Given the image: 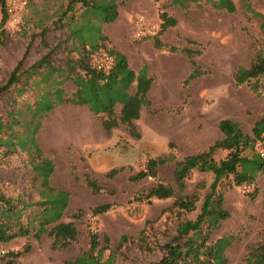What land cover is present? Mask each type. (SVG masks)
Segmentation results:
<instances>
[{
  "label": "rangeland",
  "instance_id": "rangeland-1",
  "mask_svg": "<svg viewBox=\"0 0 264 264\" xmlns=\"http://www.w3.org/2000/svg\"><path fill=\"white\" fill-rule=\"evenodd\" d=\"M138 1L143 0H124L121 4L130 12L133 29L130 32L128 28L112 31L111 24L103 25L112 39L106 35L108 39L101 42V46L118 51L119 47L123 48L130 66H149L154 83L149 95L150 105L142 107L136 121L141 133L139 139L131 138L122 124L110 133L95 129L90 135L85 134L77 121L90 113L85 107H73L70 103H56L51 111L43 114L38 109L43 89L35 88L23 79L17 84L24 86L22 95L16 93L14 86L11 91L0 90V116L5 122L9 112L18 115L19 122L14 125L18 134H34L41 150L40 157L48 159L53 166L52 185L69 192L68 206L60 220L74 223L78 230L77 240L59 249L52 247V237L48 234L40 240L29 235L0 243V264L7 252L18 250L24 244H30V250L14 264H60L88 247L89 231L93 229L98 232L101 244L103 236L107 235L111 249H115L121 235L136 236L146 221V236L153 251L143 250L137 243L127 241L118 251L114 264H148L159 259L163 253L162 244L176 233L177 218L166 210L173 199L152 198L149 201L144 198L134 200V197L143 196L157 181L173 185V162L158 167V179L148 177L135 182L129 180V175L142 168L147 158L172 151L177 159H181L207 149L209 143L220 137L217 123L221 118L239 122L242 130L252 135L254 122L264 114V76L241 85H236L232 79L237 66L247 67L257 52L264 54V27L260 17L248 10L249 5L264 13V0H233L236 10L231 13L215 8L209 0L189 1L184 7L173 4L172 0H144L148 3L140 5ZM74 7L79 10L77 4ZM158 9L167 11L177 20L175 26L159 35L167 45L161 47L155 46L153 38L158 30ZM1 15L0 11V21ZM22 15L23 11L18 22L7 18L4 27L0 23V30H4L3 34L0 32V86L7 82L18 63L21 70L33 72L31 78L41 83H50L53 77L56 80L64 78L68 65L82 71L78 62L82 54L73 50V43L66 38L64 14L59 13L61 17L53 20L52 28L45 34V43L41 30L47 27L44 24L28 26L23 23ZM138 18H142L139 23ZM139 27L143 31L137 37ZM169 45L176 49L169 50ZM48 52L50 64L57 70L52 75H48L45 66L41 71H31L32 64ZM191 60L203 73L185 81L193 69ZM69 80L67 77L63 82L66 84L64 97L69 96ZM49 97L54 99L53 95ZM48 102L50 99L41 101L45 105ZM169 143L174 146L169 148ZM225 153L218 150L215 158ZM40 164L33 148L22 151L15 146L8 150L0 145L1 192L11 198L26 194L29 200H37L30 178ZM111 169H118V172L107 177L106 173ZM86 177L98 183L99 192L91 190ZM212 179L211 172L193 171L186 181L187 193L195 190L197 182L205 184L204 188L198 189L201 196L198 208ZM254 187L257 192L251 199L246 193L252 192ZM104 202L112 204L110 210L91 215V208ZM224 207L229 217L212 231L211 240L233 234L235 240L226 249L227 264H244L249 246L264 238V171L254 186H226ZM79 211L80 216L73 215ZM197 212L184 213L181 217L193 219ZM108 252L104 251V255Z\"/></svg>",
  "mask_w": 264,
  "mask_h": 264
},
{
  "label": "trees",
  "instance_id": "trees-1",
  "mask_svg": "<svg viewBox=\"0 0 264 264\" xmlns=\"http://www.w3.org/2000/svg\"><path fill=\"white\" fill-rule=\"evenodd\" d=\"M189 1L194 0H172V3L184 7ZM209 1L217 9L230 13L236 10L233 0ZM123 3L124 0H69L62 13L65 16V28L68 31L66 38L78 43L77 49L82 54L78 62L81 64L82 71L68 65L64 78L56 80L53 77L50 83H41L31 78L33 72L21 70L18 63L11 71L7 82L0 86V90L11 91V87L14 86L16 93L22 95L25 91L24 86L17 84L23 79V82H30L33 87L43 89L38 104V109L43 114L51 111L56 103L85 105L100 118L101 127L106 133H110L113 128L122 124L131 138L139 139L141 133L136 121L140 118L141 108L150 105L148 91L153 81L147 73L146 64L138 70H133L127 56L113 48L107 49L114 56V64L107 72L89 67L85 59L92 50L103 47L101 42L108 38L102 33L101 24L114 22L119 16L118 8ZM74 4H77L79 10H76ZM5 8L6 0H0L1 27H4L8 18ZM248 10L260 17L261 25L264 27V13L255 11L249 5ZM69 11L71 13L67 15ZM158 19V30L153 38L155 46L161 47L166 44H163L159 35L169 27L175 26L177 20L163 9H158ZM0 32L3 34L4 30L1 29ZM45 34L46 29H43L41 32L43 43H45ZM168 48L171 51L176 49L171 45ZM187 51L191 53V50ZM49 55V52L46 53L36 64H32L31 71L36 72V69L41 71L45 66L48 75H52L57 69L50 64ZM191 65L193 69L185 81L203 73L194 60H191ZM260 76H264V54L261 52L256 53L249 66L239 65L232 73V79L236 85ZM67 77L76 89L69 96L64 97L61 84ZM253 87L256 90V84ZM50 95H53L54 99H51ZM43 98L50 99L51 102L42 104ZM8 115L9 118L5 122L0 116V145L8 150H12L15 146L22 151L33 148L41 164L40 167L36 166V171L30 178V186L38 195L37 200H29L26 194L19 198H11L0 190V243H8L17 237L29 235L40 240L44 234H48L52 237L54 249L67 247L78 237V230L74 223L60 220L68 206L69 192L52 185L50 174L53 166L48 159L40 157L41 150L34 134L20 136L14 127L19 122L18 115L14 116L11 112ZM217 126L222 136L207 149L186 155L181 159H177L172 151L162 156L150 157L146 159L142 168L129 175V180L135 182L148 177L158 179V167L173 162V185H165L157 181L143 196L134 197V200L144 198L149 201L152 198L160 200L172 198V204L166 210L177 218L176 233L162 244L161 257L148 264H227L226 249L235 240V236L222 235L211 240V234L213 230L220 227L221 221L229 217V212L224 207V188L233 185L254 186L258 176L264 171V158L255 150L256 140L260 139L264 133V114L254 122L252 135L245 133L240 123L231 118L219 119ZM173 146V143H169V148ZM218 150L226 151V153L216 159ZM193 171L213 174L209 190L204 195L199 208L197 203L201 196L198 189L205 187L204 182H197L194 191L186 192V181ZM117 172L118 169H111L106 176L113 177ZM86 183L93 192L100 191V186L95 180L86 177ZM256 192L257 188L254 187L252 192L246 194L253 199ZM111 207V203H101L91 208V215L105 213ZM196 210L198 212L193 219L181 217L184 213ZM80 214L79 211L73 215L80 216ZM147 222L136 236L121 235L115 249H111L110 238L107 235L103 236V244H101L98 232L94 229L90 230L88 247L79 255L66 259L60 264H114L118 251L127 241L137 243L141 249L152 252L154 248L146 236ZM29 250L30 244H24L18 250L7 252L2 258L3 264H14L18 257ZM106 250L109 252L105 256ZM244 264H264V238L256 245L249 246L244 257Z\"/></svg>",
  "mask_w": 264,
  "mask_h": 264
},
{
  "label": "crops",
  "instance_id": "crops-1",
  "mask_svg": "<svg viewBox=\"0 0 264 264\" xmlns=\"http://www.w3.org/2000/svg\"><path fill=\"white\" fill-rule=\"evenodd\" d=\"M68 1L69 0H27V5H26V8L23 10V15H22L23 23L27 24L28 26H30V25L38 26V24H44L45 25L44 27H47V28H43V29H46V34H47L49 32V29L52 28L51 24L53 23V20L57 19V17L58 18L61 17L58 14L63 13L65 8L67 7ZM146 1L149 2V0H146ZM146 1H144V0L138 1L137 3H138V5L146 4V3H148ZM61 5H62V7H61ZM61 8H62V10H61ZM118 11H119V16L114 22L101 24L102 33H104L105 35H108V37L110 39H112V35L109 34L108 32L104 31L103 25L111 24L112 26L110 27V29H112V31L113 30H123L125 28L127 30V28H128V32H130L133 29L132 25L130 24V23H132V21L130 20L131 16H130L129 10L127 8H124V6L121 5V6H119ZM70 13L71 12L69 11L67 13V15H69ZM61 21H64V20H61ZM124 23H126V26L124 25ZM127 24H130V25H127ZM43 29L41 30V32L43 31ZM120 32L122 34L124 33V31H120ZM71 42L73 43L72 49L75 51H78L77 41L74 40V42H73L71 40ZM119 50L122 53H124L125 55H127V57H128L127 52L123 48L119 47ZM130 67L133 70H138L141 68V65L137 66L135 64L134 66H130ZM147 73L149 75V66L148 65H147ZM69 81L71 83H70V85H67V88L69 89V95H70L73 91H75L76 86L73 84V82L71 80H69ZM153 83H154V80L152 81L151 87L148 91V99H149L150 92L152 93ZM64 85H66V84L63 83L61 85V87L63 89H64ZM71 106H73V107H85L88 110V112L90 113V114H87L84 118L79 119L77 121L78 122L77 124H79L80 127L85 131V134L90 135V131H93L95 129L97 130V132L101 131V132L106 133L105 130L101 127L100 118L97 115L93 114L87 106H85V105L79 106V105H72V104H71ZM141 112H142V108H141ZM59 115L60 114H58L57 117ZM76 117H78V116H76ZM76 117H74V118H76ZM217 128H218V126H217ZM218 136H220V137L222 136L219 129H218ZM220 137H218V138H220ZM214 141L209 143V145H211Z\"/></svg>",
  "mask_w": 264,
  "mask_h": 264
},
{
  "label": "built area",
  "instance_id": "built-area-1",
  "mask_svg": "<svg viewBox=\"0 0 264 264\" xmlns=\"http://www.w3.org/2000/svg\"><path fill=\"white\" fill-rule=\"evenodd\" d=\"M26 5L27 0H6L5 10L8 14V18L14 22H18L22 11L26 8ZM140 20L141 18H138L137 23H139ZM142 29V27H139V30L136 33L137 37H140L142 34ZM85 59L89 67L104 72L109 71L114 64V56L103 47H98L92 50ZM255 150L262 158H264V133L260 139L256 140ZM243 187L246 188L249 187V185H243Z\"/></svg>",
  "mask_w": 264,
  "mask_h": 264
}]
</instances>
